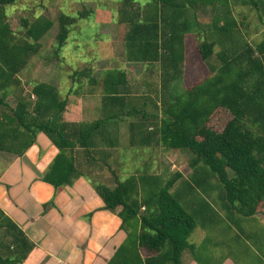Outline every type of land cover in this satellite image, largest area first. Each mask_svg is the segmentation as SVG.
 I'll return each instance as SVG.
<instances>
[{"label":"trees","instance_id":"16d2710c","mask_svg":"<svg viewBox=\"0 0 264 264\" xmlns=\"http://www.w3.org/2000/svg\"><path fill=\"white\" fill-rule=\"evenodd\" d=\"M121 2L118 23L127 27L124 61L156 72L159 91L136 97L120 69L101 71L98 78L90 77L89 70L75 71L74 94L79 96L87 85L90 93L99 90L101 99L98 120L75 125L63 122L67 98L56 87L33 83L23 97L17 78L39 55L41 39L53 21L43 15L22 18L20 32L15 33L6 22L5 9L16 0H0V152L13 151V143L25 138L23 154L43 134L58 153L41 180L57 189L72 186L80 177L74 163L76 148L89 153L99 139L107 145L112 127L126 121H132L133 136L141 137L144 129L152 128L159 146L188 157V178L184 180L181 173L167 180L131 176L115 180L112 189L88 181L104 209L120 219L126 235L107 264H181L182 253L192 249L188 239L201 219L197 205L210 207L202 196L220 205L230 220L264 212V33L250 45L232 15L239 5L258 11L264 0H146L144 8L132 13L136 0ZM208 11L209 34L198 43L196 36L202 32L195 33L192 27L200 28L198 14ZM58 24L60 50L72 21L61 15ZM200 71L204 76L193 79ZM9 96L16 102L14 109L4 103ZM218 115L227 117L221 130L211 124ZM186 191L193 193L189 198L196 191L201 195L198 202H184L187 209L181 201ZM189 204L195 207L188 210ZM0 215V228L10 238L6 253L0 252V264H22L33 245ZM142 249L154 256L143 259Z\"/></svg>","mask_w":264,"mask_h":264},{"label":"crops","instance_id":"0c3cea01","mask_svg":"<svg viewBox=\"0 0 264 264\" xmlns=\"http://www.w3.org/2000/svg\"><path fill=\"white\" fill-rule=\"evenodd\" d=\"M145 4L146 0L143 4L136 1L131 13L134 8H144ZM121 9L122 7L118 10L119 19ZM34 62L35 59H32L17 76L21 82L20 88L24 91L23 97L30 92H26V86H30L31 90L33 83H45L56 87L46 79L36 77L38 81H33L22 78L24 72L28 71ZM187 65L189 64L186 61ZM200 73L203 74L201 71ZM94 77L98 78V75ZM197 77L198 75H194L193 79ZM185 79L187 81V77ZM132 92L136 97L139 96L137 91ZM79 94L76 96L73 90L60 93L62 98H67L62 114L63 122L76 125L97 121L100 113V96L88 91H80ZM4 103L10 109H14L16 105L12 96L7 97ZM131 122L126 121L112 127L107 145H102L99 139L96 148L89 153L82 148L74 150V163L80 177L72 186L54 189L41 180L58 153L56 147L43 134H38L34 145L23 154L21 148L25 145V138L22 141L19 138L13 143V151L0 152V213L33 245V249L22 264H107L115 250L124 242L126 235L120 230V219L115 213L104 209V204L91 182L112 189L115 187V181L109 182L111 176L118 177L119 181L131 176L138 178L142 176L138 174L139 172H148L149 168L155 170L157 164L165 162L169 154L176 155L159 146L157 136L152 134V128L144 129L141 137L133 136L135 131H132L134 129L130 126ZM7 144H10V140ZM126 161L135 165L123 174L128 176L121 179L120 172ZM189 195L192 196L193 193L190 191L182 193V204L185 205L188 201L198 202L199 199L189 198ZM50 201L52 204L46 207ZM209 206L197 205L201 219L197 220V226L188 239L192 249L188 248L182 253L181 264H251L247 259H242V256L234 259L235 253L232 256L233 249L229 247L230 239L225 236L230 227L219 220L220 217L212 203ZM185 207L187 209L186 205ZM194 207L195 205L189 204L188 210ZM219 207L221 208L220 205ZM143 209L141 208V212ZM260 218L256 215L250 218L251 222L247 221L249 219L241 218L230 220L227 217V220L241 226L263 225L264 219ZM5 235L4 228H0L2 255L6 253L5 247L10 240ZM255 235L256 233H249L248 237ZM258 238L262 241L264 236L260 235ZM260 245L263 250L264 245L262 243ZM140 255L143 259L154 256L143 249L140 250ZM258 261L264 264V258L261 256Z\"/></svg>","mask_w":264,"mask_h":264},{"label":"rangeland","instance_id":"374dc122","mask_svg":"<svg viewBox=\"0 0 264 264\" xmlns=\"http://www.w3.org/2000/svg\"><path fill=\"white\" fill-rule=\"evenodd\" d=\"M136 1L140 4L145 2V0ZM256 1L261 3V0ZM120 7H122L121 0H16L13 6L6 7V22L15 33L20 32L22 18L43 15L53 21V27L41 39L39 55L33 58L35 59L34 65L24 72L22 78L33 81H38L37 78L46 79L47 82L54 84L60 93L64 94L77 88L76 83L71 80V75L75 71L89 70L90 77H93L99 75L103 70L120 69L126 73L132 91H137L139 96L150 91V94L154 96L159 91L158 74L156 72L150 73V70H146L142 64H126L124 61L123 45L127 27L118 23ZM262 9H264L263 5L258 6V11L249 8V6L240 5L233 9L232 15L240 30L244 34L246 33L245 37L250 45L262 39L264 33V12ZM61 15L72 21V24L68 26L66 42L59 50L56 36L60 31L58 22ZM211 16L210 11L205 14H198L200 28L192 27L195 33L199 30L202 32V35L199 32V35L196 36L198 43L209 34L206 26L211 23ZM67 23L69 22L66 21L65 24ZM193 42L196 41L193 40ZM200 74H198L197 80L204 76ZM81 80L82 83L87 84L83 77ZM146 83L150 85L149 89ZM26 87V92H29L30 86ZM81 91H87V85H83ZM98 91L95 90L94 93L99 96ZM34 99L33 97L32 100ZM32 100L30 101L33 102ZM226 119L227 117L218 115L211 124L215 129L221 130ZM175 154H169L165 162L157 164L155 170L149 168L148 172L143 171L138 174L149 177L160 176L163 180H167L173 174L181 173L185 180L190 175L187 165L188 157L179 153ZM128 161L120 172L122 174L121 179L128 176L123 174L135 165L128 164ZM113 180L115 181V178L111 176L109 182L112 181L113 183ZM180 182L175 185L173 190L179 186ZM193 197L200 199V192L196 191ZM202 197L212 203L207 197ZM212 206L218 213L219 220L224 225L228 224L231 229L226 231L225 236L230 239L229 247L233 249L232 256L235 253L234 259L242 256V259H247V262L251 264H261L258 260L260 256L264 258V249L262 250L260 245L261 243L264 245V238L260 241L258 236H264V224L241 226L230 223L227 220V213L222 211L218 204L212 203ZM257 216L264 219V212ZM247 221L251 222L252 220ZM249 233H256V235L248 237Z\"/></svg>","mask_w":264,"mask_h":264},{"label":"built area","instance_id":"2783aa9c","mask_svg":"<svg viewBox=\"0 0 264 264\" xmlns=\"http://www.w3.org/2000/svg\"><path fill=\"white\" fill-rule=\"evenodd\" d=\"M31 98L33 99V96H31Z\"/></svg>","mask_w":264,"mask_h":264}]
</instances>
